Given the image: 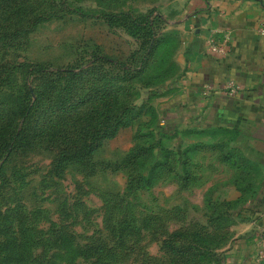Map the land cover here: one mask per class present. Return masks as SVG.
Instances as JSON below:
<instances>
[{
	"label": "rangeland",
	"instance_id": "obj_1",
	"mask_svg": "<svg viewBox=\"0 0 264 264\" xmlns=\"http://www.w3.org/2000/svg\"><path fill=\"white\" fill-rule=\"evenodd\" d=\"M68 1L79 12L39 21L16 46L3 49L5 59L56 67L80 52L97 50L130 63V54H141L134 38L95 17L110 12L160 13L161 31L174 40H164L145 64L142 75L149 77L148 85L138 79L129 82L130 100L147 102L153 112L105 138L87 160L68 163L60 175L50 171L54 151L41 146L17 150L5 160L0 174V259L16 239L21 264H163L173 258L164 247L173 232L221 234L210 203L231 172L212 165L199 170L195 180L179 178L180 166L190 155V128L168 125L159 111L162 97L174 91L165 83L178 70L160 83L156 78L161 56L179 68L175 56L181 31L164 11L172 0ZM166 159L170 168H161ZM8 207H17L7 214L10 221L4 218ZM176 241L182 244L183 238Z\"/></svg>",
	"mask_w": 264,
	"mask_h": 264
},
{
	"label": "trees",
	"instance_id": "obj_2",
	"mask_svg": "<svg viewBox=\"0 0 264 264\" xmlns=\"http://www.w3.org/2000/svg\"><path fill=\"white\" fill-rule=\"evenodd\" d=\"M72 12L79 10L68 0H0V174L3 163L12 153L41 146L54 151L50 171L60 175L68 163L87 160L105 138L114 136L146 111L153 112L147 102L130 100L127 90L129 82L135 79L148 85L149 77L142 75L145 64L164 40H174L171 33L161 31L160 13L152 14L150 10L136 16L125 11L95 15L105 18L112 26L121 27L134 38L141 54L137 58L130 54V63L97 50L80 52L65 66L56 67L5 59L3 49L16 46L39 21ZM178 40L180 43V37L176 44ZM177 70L173 59L161 56L156 78L160 83ZM227 131L218 129L226 139L220 136L211 143H191L190 155L180 166L179 178L182 181L197 178L191 152L209 145L218 150L223 161L240 169L234 178L240 195L235 200L212 199L210 214H213L212 221L220 222L216 224L220 235L207 236L192 229L173 232L166 238L164 247L173 258L163 264H217L223 260L221 248L232 235V211L254 191L249 176L254 164L229 145L231 138ZM163 135L167 137L165 132ZM169 166L167 159L160 165L161 168ZM15 208L8 207L4 218L10 221L7 214ZM21 233L25 238L26 234ZM179 237L183 238L182 244L176 241ZM16 246L14 239L0 264H21V253L16 251Z\"/></svg>",
	"mask_w": 264,
	"mask_h": 264
},
{
	"label": "crops",
	"instance_id": "obj_3",
	"mask_svg": "<svg viewBox=\"0 0 264 264\" xmlns=\"http://www.w3.org/2000/svg\"><path fill=\"white\" fill-rule=\"evenodd\" d=\"M169 22L181 31L176 53L177 73L165 83L174 91L162 97L160 116L167 124L189 126L191 142L211 143L228 130L229 145L254 164L250 169L254 191L232 211V235L221 248L223 260L217 264H264L255 254L256 235L264 226V0H172L164 4ZM226 31L230 51L218 57L204 51L210 31ZM239 85L228 95L222 84ZM214 89L205 94L204 83ZM194 173L212 165L230 169L218 198L235 200L240 191L234 184L235 166L220 158L216 148L198 147L191 152Z\"/></svg>",
	"mask_w": 264,
	"mask_h": 264
},
{
	"label": "built area",
	"instance_id": "obj_4",
	"mask_svg": "<svg viewBox=\"0 0 264 264\" xmlns=\"http://www.w3.org/2000/svg\"><path fill=\"white\" fill-rule=\"evenodd\" d=\"M261 34H264V25L258 28ZM204 51L205 53H211L218 57H223L230 51V36L226 31L212 30L206 35L204 39ZM214 89V84L207 82L204 83L202 92L207 94ZM222 89L226 91L228 95H234L239 90V85L233 80H227L222 84ZM255 254L258 260L264 258V226L256 235Z\"/></svg>",
	"mask_w": 264,
	"mask_h": 264
}]
</instances>
